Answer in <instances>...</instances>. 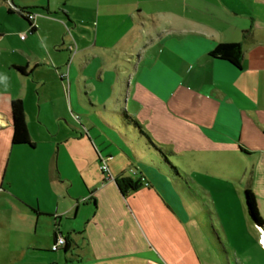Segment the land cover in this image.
<instances>
[{"label": "crops", "instance_id": "crops-1", "mask_svg": "<svg viewBox=\"0 0 264 264\" xmlns=\"http://www.w3.org/2000/svg\"><path fill=\"white\" fill-rule=\"evenodd\" d=\"M222 42L240 68L211 56ZM16 99L34 146L12 143ZM251 136L264 149V16L241 0H0V264H222L174 180L255 155ZM259 236L236 264H264Z\"/></svg>", "mask_w": 264, "mask_h": 264}, {"label": "rangeland", "instance_id": "rangeland-1", "mask_svg": "<svg viewBox=\"0 0 264 264\" xmlns=\"http://www.w3.org/2000/svg\"><path fill=\"white\" fill-rule=\"evenodd\" d=\"M241 3L248 11L264 16V0H241ZM75 121L80 123L77 119ZM252 138L245 144L249 152L257 151L255 155L248 156L238 149L228 154L214 153L210 163L208 159V163L196 164V175L187 177L183 174L174 180L186 187L181 196L193 203L202 235L208 238L210 246L215 247L222 264H228V258L230 264H236L234 253L239 245L238 238L249 242L248 247L251 248L254 247L253 239L259 236L246 202L248 187L253 190L257 207L264 218V200L257 196L260 192L264 198V161L259 163V149ZM259 151L264 152V149ZM64 222L68 223L66 220ZM217 235L224 242L226 251L220 248ZM254 250L257 251L256 246Z\"/></svg>", "mask_w": 264, "mask_h": 264}, {"label": "trees", "instance_id": "trees-1", "mask_svg": "<svg viewBox=\"0 0 264 264\" xmlns=\"http://www.w3.org/2000/svg\"><path fill=\"white\" fill-rule=\"evenodd\" d=\"M33 30V27L31 28ZM211 56L226 60L233 65L237 66L238 68L241 67L243 56H244V49L241 42H222L217 44L210 52ZM24 71V69H21ZM124 117H126L129 121H132L134 125L139 129V132L152 144L154 145L164 157L165 162L171 164L169 159L166 157L165 151L158 147L150 138V136L143 130L141 125L133 119L130 115L127 114L126 111L123 112ZM12 118H13V125H14V134L12 143L14 145H30L34 146V143L31 140L27 123L25 120V109L23 102L20 99H16L12 101ZM240 149L247 153L246 149L240 147ZM172 167H174L172 165ZM117 183L119 188L124 194H127L130 191H135L140 187V182L135 181L132 178H121L117 179ZM246 202L248 206V210L252 216V218L257 221L258 223H264L262 217L259 214L256 196L251 188H247L246 190ZM59 231L55 234V239L58 236ZM70 241L66 238V245L65 249L70 246Z\"/></svg>", "mask_w": 264, "mask_h": 264}, {"label": "built area", "instance_id": "built-area-1", "mask_svg": "<svg viewBox=\"0 0 264 264\" xmlns=\"http://www.w3.org/2000/svg\"><path fill=\"white\" fill-rule=\"evenodd\" d=\"M27 18L29 20H33L35 18V14L34 13H28L27 14ZM26 37V33H22L21 34V38H25ZM77 119L80 118V115L78 114H75L74 115ZM110 160V157H102L101 159V169L104 173H106L107 177L108 178H112V174H111V170H110V167H109V163L108 161ZM262 240H264V231H260V236H259V242H260V245L262 246V248H264V243H262ZM66 245V236L63 235V234H58V236L56 237L55 239V243L53 244L52 246V250L53 251H58L60 250L61 248L65 247Z\"/></svg>", "mask_w": 264, "mask_h": 264}, {"label": "snow or ice", "instance_id": "snow-or-ice-1", "mask_svg": "<svg viewBox=\"0 0 264 264\" xmlns=\"http://www.w3.org/2000/svg\"><path fill=\"white\" fill-rule=\"evenodd\" d=\"M262 243H264V240H262Z\"/></svg>", "mask_w": 264, "mask_h": 264}]
</instances>
